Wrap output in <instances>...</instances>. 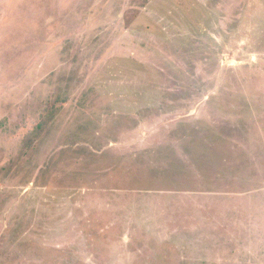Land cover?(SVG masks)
Here are the masks:
<instances>
[{
  "label": "rangeland",
  "instance_id": "rangeland-1",
  "mask_svg": "<svg viewBox=\"0 0 264 264\" xmlns=\"http://www.w3.org/2000/svg\"><path fill=\"white\" fill-rule=\"evenodd\" d=\"M264 262V0H0V264Z\"/></svg>",
  "mask_w": 264,
  "mask_h": 264
},
{
  "label": "crops",
  "instance_id": "crops-1",
  "mask_svg": "<svg viewBox=\"0 0 264 264\" xmlns=\"http://www.w3.org/2000/svg\"><path fill=\"white\" fill-rule=\"evenodd\" d=\"M260 264H264V262L262 261V262H260Z\"/></svg>",
  "mask_w": 264,
  "mask_h": 264
}]
</instances>
